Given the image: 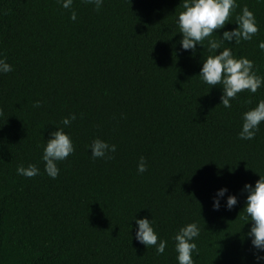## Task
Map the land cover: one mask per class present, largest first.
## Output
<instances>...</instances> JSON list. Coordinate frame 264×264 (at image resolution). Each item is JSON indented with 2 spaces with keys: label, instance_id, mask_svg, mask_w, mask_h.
Segmentation results:
<instances>
[{
  "label": "trees",
  "instance_id": "1",
  "mask_svg": "<svg viewBox=\"0 0 264 264\" xmlns=\"http://www.w3.org/2000/svg\"><path fill=\"white\" fill-rule=\"evenodd\" d=\"M236 2L230 18L246 5L259 30L224 46L264 76L257 46L264 0ZM179 3L103 0L97 10L84 0L71 9L57 0H0V56L12 66L0 73V264H178L171 237L192 221L201 229L195 264H244L242 257L253 264L241 189L264 175V121L252 140L238 132L264 86L238 93L230 108L219 104L221 87L197 75L207 49L180 47ZM56 127L74 152L53 179L41 155ZM96 137L116 145L111 159L91 158L87 145ZM141 156L144 173L137 172ZM30 163L38 175L17 174ZM221 186L237 196L231 210L223 199L212 208ZM134 215L152 219L168 241L163 254L136 241Z\"/></svg>",
  "mask_w": 264,
  "mask_h": 264
},
{
  "label": "clouds",
  "instance_id": "2",
  "mask_svg": "<svg viewBox=\"0 0 264 264\" xmlns=\"http://www.w3.org/2000/svg\"><path fill=\"white\" fill-rule=\"evenodd\" d=\"M57 3L64 9H71L73 0H57ZM84 3L93 4L99 10L103 0H84ZM179 5L180 10L174 17V23L178 27L177 32L181 34L180 47L192 54H195L197 45L207 49L208 55L203 57L197 75L210 88L217 85L221 87L219 104L230 108V101L235 99L238 93L247 90L254 94L264 86V76L257 74L254 62L246 56L235 55L232 48L224 46L225 44L238 45L241 41H249L258 32L255 15L246 5L240 8V12L235 15L234 19L230 17L238 7L236 0H180ZM70 19L73 21L77 19L74 10L70 13ZM233 21L236 27L232 29L224 27L226 23ZM222 28L224 30L222 34H219V39L215 38L213 33ZM257 46L264 53V40H260ZM10 71H12V66L4 57L0 56V73ZM39 104L38 100L34 102L36 107ZM75 118V114L63 117L61 124L68 126ZM262 121H264V99H259L254 107L242 112L239 138L252 140ZM87 147L93 159H111V153L116 151L115 144H109L99 137L93 138ZM73 152L72 139L62 127H56L50 131L49 137L42 146L41 155L46 174L55 179L60 171L57 166L58 162L65 160ZM146 170L145 158L141 156L137 163V172L144 173ZM39 171L40 169L31 163L27 167L18 165L16 168L17 174L25 177L36 176ZM258 174L259 179L254 183L245 182L242 186L241 191L246 193V198L241 218L243 225L245 222L251 221L245 235L253 250V264H264V175ZM222 199L226 210H231L238 203L237 196L230 193L227 186H221L212 198L213 210L220 209ZM133 219L136 225V241L146 248L154 247L157 255L163 254L168 241L158 236L152 219L135 215ZM200 231L198 223L192 221L181 225L174 232L171 240L178 264H195L193 254H199L196 238L199 237ZM246 260V257H242L244 264H246Z\"/></svg>",
  "mask_w": 264,
  "mask_h": 264
}]
</instances>
